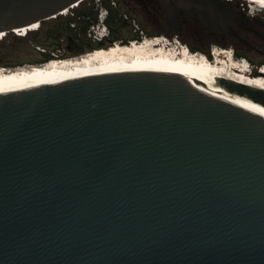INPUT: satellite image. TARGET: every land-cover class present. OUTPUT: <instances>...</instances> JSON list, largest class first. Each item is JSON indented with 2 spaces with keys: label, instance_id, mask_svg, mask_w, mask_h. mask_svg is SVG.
Masks as SVG:
<instances>
[{
  "label": "water",
  "instance_id": "1",
  "mask_svg": "<svg viewBox=\"0 0 264 264\" xmlns=\"http://www.w3.org/2000/svg\"><path fill=\"white\" fill-rule=\"evenodd\" d=\"M82 1L0 0V33ZM160 1L171 30L181 10L241 20L234 0ZM263 106L159 72L1 91L0 264H264Z\"/></svg>",
  "mask_w": 264,
  "mask_h": 264
},
{
  "label": "bare ground",
  "instance_id": "2",
  "mask_svg": "<svg viewBox=\"0 0 264 264\" xmlns=\"http://www.w3.org/2000/svg\"><path fill=\"white\" fill-rule=\"evenodd\" d=\"M248 2L255 3L254 6L258 8L255 11H264L257 5L264 6V0H248ZM78 4L73 5V8ZM69 10H64L61 14H66ZM39 27L40 23L37 22L15 29L13 33L25 32L27 34L29 31L38 30ZM6 34L5 32L0 33V39H3ZM185 49L184 47L178 50L176 44H169L165 37L158 36L143 41L133 40L126 45L117 42L107 48H99L79 57L67 59L53 57L54 59L40 65L14 69L0 67V92L59 83L92 75L159 72L172 74L200 87L263 106L246 96L229 91L217 80L221 78L264 90V67L258 71V75H253L251 70L246 68L247 64L245 66L244 63L231 58L232 51L229 49H214L210 60L198 54L186 56Z\"/></svg>",
  "mask_w": 264,
  "mask_h": 264
},
{
  "label": "rangeland",
  "instance_id": "3",
  "mask_svg": "<svg viewBox=\"0 0 264 264\" xmlns=\"http://www.w3.org/2000/svg\"><path fill=\"white\" fill-rule=\"evenodd\" d=\"M108 0H83L79 6L70 9L66 14H61L57 17L50 18L42 22L36 31H31L24 37L17 38L13 32L7 33L0 41V67L6 69H14L19 67H27L32 65H40L41 63L35 62L40 57V52H54L59 54L58 58L67 59L82 56L93 50L99 49L96 47L99 44L93 45L92 39L88 36V31L92 35H101L103 27L106 36L111 35L109 27L105 21L100 25L93 24L89 26L85 36L79 33L77 37L83 40L86 46H92L91 50L78 54V56L71 55L72 52L65 50L67 42L68 31H63L60 35V46L55 48V39L53 36H47V30L52 28H61L64 24V19L75 18V21L70 24L73 26V31L78 30V25L82 23V16L76 17L79 11H97V22L100 23V18L107 14ZM110 6L113 8L112 22L116 30L113 42H121V40L129 39V42L143 41L152 37H177L182 43L189 47L196 48L198 51L208 52L210 48L216 47L217 49L225 48L231 50L234 55L237 53L244 57L248 63L251 73L258 75L257 72L259 65H264V11L257 12L258 10L254 4H247L245 1L234 0L232 1L235 12L241 16L238 23H231L230 27L233 32H227L221 35H211L202 28L200 25H195L184 31L171 30L164 22V20H155L153 17L144 13V6L140 0H109ZM126 8L130 9L127 11ZM100 16V18H99ZM52 19V20H51ZM42 28V29H41ZM156 30H159L155 33ZM72 31V32H73ZM147 35V36H145ZM139 39H131V38ZM141 37V38H140ZM145 37V38H144ZM144 38V39H142ZM128 42V44H129ZM125 44V43H123ZM105 47V46H103ZM206 47L208 49L206 50ZM42 50V51H40ZM65 56V57H64ZM236 57V56H235ZM234 57V58H235ZM237 57V58H241ZM20 63L22 65L13 66ZM263 63V64H262Z\"/></svg>",
  "mask_w": 264,
  "mask_h": 264
},
{
  "label": "trees",
  "instance_id": "4",
  "mask_svg": "<svg viewBox=\"0 0 264 264\" xmlns=\"http://www.w3.org/2000/svg\"><path fill=\"white\" fill-rule=\"evenodd\" d=\"M79 4H78V6H79ZM75 7H77V6H75ZM105 7L107 8V14L105 16L104 21H105V24L109 27V29L111 31V35H114V33H116V30L113 27V22H112V19H111L112 16H113V11L111 9L109 0L107 1V4H105ZM57 16H59V15H57ZM57 16H55V17H57ZM80 16H82L83 18H82V23H80L78 25V30L77 31L76 30L73 31V28H72L73 26H70V24H72L75 21V18H66V19H64V24L63 23L61 24V28L60 29L59 28H54V29L52 28L51 30H47L46 35L47 36H53L54 39H55V44H54L55 48H57L58 46L61 45V43L59 42V39H60V35L63 33V31H66V32L68 31L67 40L69 41V44H71V46L73 48L71 55H73V56H75V55L78 56V54L82 55V53L95 48V47L91 48L92 46H86L85 43H83V40L79 39L77 37V35L79 33H81V35L85 36L87 31H88L89 26L97 23V11L96 10L95 11L94 10L79 11V12L76 13V17L80 18ZM42 22H40L41 25H42ZM32 31H34V30H32ZM30 32L31 31H29L27 34H29ZM16 37L17 38H21V37H24V36L16 35ZM115 39L116 38H114V40ZM131 39H139V38L134 37V38H131ZM128 41H129V39H128ZM128 41H123V43L127 44ZM103 46L104 45H97L96 47H103ZM105 47H106V45H105ZM189 48L191 50H193V51H198V49H196V48H192V47H189ZM235 56L236 57H238V56L241 57V55L238 54V53ZM241 58H244V57H241ZM52 59H54V58L51 56L50 53L40 52V57L35 62H38V63H41V64H45V63L49 62ZM18 65H22V64L17 63V64H14L13 66H18Z\"/></svg>",
  "mask_w": 264,
  "mask_h": 264
},
{
  "label": "flooded vegetation",
  "instance_id": "5",
  "mask_svg": "<svg viewBox=\"0 0 264 264\" xmlns=\"http://www.w3.org/2000/svg\"><path fill=\"white\" fill-rule=\"evenodd\" d=\"M144 6V13L148 14L149 16L153 17L155 20H164L165 22V17H166V11L165 8L162 4V2L160 0H140ZM111 9L113 10V8L111 7ZM127 11H130V9L126 8ZM105 19V18H104ZM177 20L179 22V26L177 28H175V30L177 31H184L188 28H192L195 25H200L202 28H204L205 30H207V32L211 35H221L224 33H215L212 31H209L203 24L202 22L198 19L196 13L194 10H189L187 15L184 14V12L181 10L178 15H177ZM159 30H156L155 33H157ZM227 32H230L229 30ZM225 32V33H227ZM146 36V35H145ZM114 36L110 35V36H106L101 42L98 43H93V45L99 44V45H107L110 44L113 40H114ZM124 41H128V39H125ZM139 41V40H138ZM115 42H113L111 45H113ZM121 44H123V40H121L120 42ZM130 43V42H129ZM128 44V42H127ZM111 45H108L106 47H99V48H107ZM126 45V44H125ZM198 48V46H193ZM208 49V47H206V50ZM65 50L67 52H72L73 48L71 46V44H69V41L67 40L66 44H65ZM207 52V51H206ZM260 66V65H259Z\"/></svg>",
  "mask_w": 264,
  "mask_h": 264
},
{
  "label": "built area",
  "instance_id": "6",
  "mask_svg": "<svg viewBox=\"0 0 264 264\" xmlns=\"http://www.w3.org/2000/svg\"><path fill=\"white\" fill-rule=\"evenodd\" d=\"M105 15H103V17H101L102 19H104ZM103 30H105V28L103 27L102 31L100 32L102 35L98 34V35H92L90 31H88V36L92 39L93 43H98L101 42L105 37H106V33L103 32ZM42 51V50H40ZM52 57H59V54L54 53V52H50Z\"/></svg>",
  "mask_w": 264,
  "mask_h": 264
},
{
  "label": "snow or ice",
  "instance_id": "7",
  "mask_svg": "<svg viewBox=\"0 0 264 264\" xmlns=\"http://www.w3.org/2000/svg\"><path fill=\"white\" fill-rule=\"evenodd\" d=\"M247 106V105H246ZM255 111H259L262 115H264V109H253Z\"/></svg>",
  "mask_w": 264,
  "mask_h": 264
},
{
  "label": "clouds",
  "instance_id": "8",
  "mask_svg": "<svg viewBox=\"0 0 264 264\" xmlns=\"http://www.w3.org/2000/svg\"><path fill=\"white\" fill-rule=\"evenodd\" d=\"M105 16H106V14H105ZM102 17H103V16H102ZM99 18H100V16H99ZM104 18H105V17H104ZM103 21H104V19L100 18V23L97 22L96 25H100L101 23H103Z\"/></svg>",
  "mask_w": 264,
  "mask_h": 264
}]
</instances>
